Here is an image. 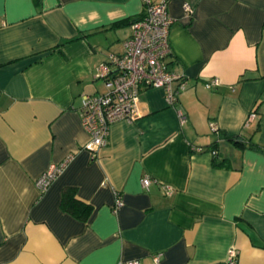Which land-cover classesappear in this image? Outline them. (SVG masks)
<instances>
[{"label": "crops", "instance_id": "obj_1", "mask_svg": "<svg viewBox=\"0 0 264 264\" xmlns=\"http://www.w3.org/2000/svg\"><path fill=\"white\" fill-rule=\"evenodd\" d=\"M144 9L0 0V264H264V0H169L166 62L186 89L168 105L143 88L141 116L115 121L94 157L85 148L80 95L104 92L97 67L131 32L113 23ZM68 154L40 192L35 179ZM66 187L86 217L63 207Z\"/></svg>", "mask_w": 264, "mask_h": 264}, {"label": "built area", "instance_id": "obj_2", "mask_svg": "<svg viewBox=\"0 0 264 264\" xmlns=\"http://www.w3.org/2000/svg\"><path fill=\"white\" fill-rule=\"evenodd\" d=\"M145 9L142 16L129 24L130 35L123 41V52L110 53L107 59L97 67L95 77L103 80L104 92L80 95V123L88 134L85 148L94 157L97 151L108 143L111 125L118 120L133 122L141 116L139 110L140 93L143 88H161L168 105L177 100L178 92L186 89L187 80L184 73L169 68L166 57L170 54L169 33L173 18L168 11L169 0H142ZM184 10L190 17L193 7L185 2ZM176 83V85H174ZM218 84L212 78L205 82L208 88ZM180 121L185 116L179 111ZM257 118L253 108L247 115L245 125ZM210 127L214 128L213 123ZM198 151L203 150L197 147ZM73 158L72 154L58 163H51L36 179L35 186L45 192L53 180L63 171ZM142 186L147 188L149 177L142 178ZM170 192V187H164ZM123 205L117 196L112 206L116 213ZM159 253L153 255L155 263L159 261ZM127 264H139L130 260Z\"/></svg>", "mask_w": 264, "mask_h": 264}, {"label": "trees", "instance_id": "obj_3", "mask_svg": "<svg viewBox=\"0 0 264 264\" xmlns=\"http://www.w3.org/2000/svg\"><path fill=\"white\" fill-rule=\"evenodd\" d=\"M141 16H142V14L137 16V17L119 20L117 22H114L113 25L117 26V25H122V24H130L131 22L135 21L136 19L140 18ZM257 106L254 107V109L258 115V112H257L258 107ZM230 139H232L235 142H244L236 136H231ZM210 149H211V151H214V154H216V151L214 150V148H210ZM62 205L68 211L75 212L78 215L83 216V217H86L91 210L89 205H87L86 203H83L82 201H80L79 199H77L75 197L74 189L71 187H66L64 189ZM78 207L81 208V212H76V209H78Z\"/></svg>", "mask_w": 264, "mask_h": 264}]
</instances>
